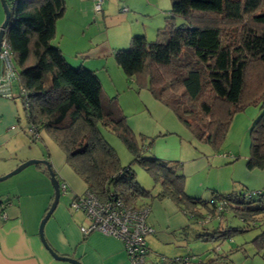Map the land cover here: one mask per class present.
Segmentation results:
<instances>
[{"label":"trees","instance_id":"1","mask_svg":"<svg viewBox=\"0 0 264 264\" xmlns=\"http://www.w3.org/2000/svg\"><path fill=\"white\" fill-rule=\"evenodd\" d=\"M7 3L11 17L6 37L29 100L27 108L19 96L32 140L44 131L86 191L100 201L116 198L141 209L149 206L145 201L170 200L187 217L190 229L201 227L198 237L205 242L260 229L251 243L255 255L264 258V191H214L207 199L190 195L181 163L158 158L152 152L154 139H138L118 97L105 93L97 72L72 66L53 44L66 1ZM115 62L136 92L149 91L194 139L214 147L224 141L238 112L259 107L250 130L247 168H264V0H172L156 38L135 36L128 50L116 52ZM102 128L122 141L133 157L130 164H121ZM134 163L150 174L155 189L160 188L157 194L139 184ZM229 215L242 226H229ZM186 258L195 264L198 257L181 259Z\"/></svg>","mask_w":264,"mask_h":264},{"label":"crops","instance_id":"2","mask_svg":"<svg viewBox=\"0 0 264 264\" xmlns=\"http://www.w3.org/2000/svg\"><path fill=\"white\" fill-rule=\"evenodd\" d=\"M65 1L67 10L64 17L56 23L54 42L64 56L69 58L67 61L74 63V67L96 71L105 93L109 97H118L124 112H150L159 121L160 131H171L175 125L177 132L186 134L181 125L174 121L171 111L156 101L149 91H135L134 82L127 79L115 62L116 52L128 50L132 38L137 35L149 37V33L143 29L145 23L141 24V19L143 23V18L151 15L149 6L158 18H165L172 7V0H134L131 6H134L133 10L126 6L129 4L122 7L121 3H116L117 11L109 9L110 6L104 2L101 13L95 12V0ZM4 21L5 12L0 0V27ZM15 105L14 101L0 98V177L12 172L25 161L41 159L51 164L59 183L67 185L64 200L61 201L60 198L59 205L45 225L44 235L49 246L60 256L73 258L81 264H130L120 240L98 232L86 237L82 234L81 228L88 222L81 212L72 210L71 204L87 190V185L69 168L62 151L44 131H41L40 141L44 143L45 151L24 154L26 143L33 144L35 141L27 140L30 139L26 134L27 123H21ZM254 108L250 111L252 124L260 115L259 107ZM243 155L241 157L247 161L250 153ZM178 162L181 163L186 178V191L192 196L205 197L203 192L200 195L196 190L193 191L191 185L194 182L190 180L192 175L205 170V159L196 157L191 163ZM226 164V169L232 168L231 177H227L222 184L207 186V198L214 191L223 194L240 190L264 191V168L249 170L242 162L239 165ZM237 170L244 180L235 178ZM48 177L43 167L37 166L18 185L0 186V264H71L53 258L39 236L41 219L45 217L54 199V188L47 180ZM159 189L157 187L153 193L157 194ZM143 204H148L151 208L148 222L155 229L146 238L147 264H164L165 258L167 264H176L174 259L187 256H197L199 261L195 264H264V258L255 255L253 244L250 245L251 251L262 260L249 255L247 247L250 242L236 245L228 243L231 250L227 253L223 251L224 255H219L220 257L213 255L209 244L214 242L200 239L198 230L201 227L194 226L190 229L187 217L170 200L145 201ZM238 252L243 257H235Z\"/></svg>","mask_w":264,"mask_h":264},{"label":"rangeland","instance_id":"3","mask_svg":"<svg viewBox=\"0 0 264 264\" xmlns=\"http://www.w3.org/2000/svg\"><path fill=\"white\" fill-rule=\"evenodd\" d=\"M104 2L106 3V5L110 6L109 9H112V11H114V9L115 11L118 10L116 3H121L122 7L124 6V4H129L126 6H129V8H131L130 10H133V7H134V6L131 7L132 2H134V0H104ZM149 14H151L149 18H146V17L143 18V23L141 19V24L145 23V26L143 27V29L149 33V37H146V38L149 41H151L156 38V33L158 29L162 28L165 25V18L163 16H161V18H158V15L151 10L150 6H149ZM153 14H156V15L154 16ZM53 44L56 45L55 42ZM65 57L67 58V60L69 59L67 56ZM71 65H74V63ZM15 91L17 94L20 93L18 88H16ZM254 107L255 106L250 105L246 107L244 110L238 112L234 116L231 126L229 128V131L227 133V136L225 137L224 141L218 147H214L210 144L199 142L198 140L194 139L187 132V130L181 125V123L178 121V119L172 112L171 114L173 115V118L175 119L174 121H176L177 123L181 125L183 131L187 135L177 132V130L175 129L176 128L175 125L173 129H171V131L161 130L163 132V135H161L160 128L158 127L160 123L157 119L154 118V116L150 112L149 114H145L143 111L130 110V111H125L124 113L127 117L129 126L135 132L138 139L140 138L141 135L145 137H149L150 138L149 140L154 139V143L152 146V152L156 154L160 159L165 160V161H170V160L176 161L177 160V161H181L184 163L186 161H190L189 163H191L192 160L196 157L205 159L207 163V167L205 168V170L198 171L197 173L192 175L193 177L191 176L192 179L190 177L189 178L190 180L194 182V184L191 185L193 187V191L196 190L195 192L200 195L202 194L201 192H203V194H205L203 196L205 197H203L202 199H206L209 194L208 190L205 189L207 188V186L212 187V186H215V184L216 185L222 184L227 177L228 178L231 177L232 168L226 169L225 167L226 163H231V164L238 163L237 165H239L240 162H242L244 163L245 166H247V161L243 160L244 158H242L241 156H244L243 154H245L246 152L250 153V146H251L250 130L253 125L251 121L250 111L255 109ZM15 108L17 110V116L20 117L21 123L24 124V122L26 121V112L24 109L23 102L21 98L19 97L16 100ZM101 130H102L104 139L117 152L120 158L121 164L123 166H127L128 164H130L133 161V157L130 154V152L127 150L125 145L122 143V141L112 132H109L104 128H102ZM165 132H170V133H165ZM26 134H29L28 131ZM158 136L160 137L157 138ZM27 140L32 142L31 138ZM28 143H26L27 147H26V151L24 154L27 153L28 155L30 151H33L34 153H38V154L41 153V151H45L44 143L41 142L40 140L33 142V144H30V143L28 144ZM31 160H40V159H31ZM194 163L198 164L197 162H194ZM36 167L37 165L28 167L21 173L9 178L8 180L0 182V186L5 187V186H11L15 184L18 185L19 183L22 182L21 179H23L24 176L25 177L27 175L30 176V174L32 173V169L33 171H35ZM41 167H45V166L42 165ZM132 167L136 173L137 181L142 186V188L148 191L154 190L155 184L150 174L138 164L134 163ZM43 169L45 170V168ZM8 174L9 173L5 174L4 176ZM4 176H1V177H4ZM235 178H237V180L239 181L244 180V177L240 173H238V170H237V173L235 174ZM47 180L52 185L51 179L49 177L47 178ZM65 195H66L65 193L61 194V201L64 200ZM51 205H52V202L50 206ZM71 208H72V204H71ZM72 210L75 212L77 211L81 212L84 219L87 220L88 224L84 226V228L90 227L91 222L88 220V218L86 217V214L82 210H77L74 208H72ZM225 219L229 221L228 223L229 226H232V227L242 226V223L238 221V219L236 220V218L234 220L231 215L226 216ZM260 231H261L260 229L250 230L249 232H246L244 234H236L233 238L225 240V241H221L220 243L219 241L210 243L209 245H211V248H212L211 251L213 255L215 254L217 256L219 255L223 256L224 255L223 251H226L227 253L228 250H231L230 249L231 243L236 245L241 242H250L247 247L249 255H251V257L253 258L256 257V260H259V259L262 260L261 257L259 258L258 256H254V252H252L250 248V245L252 246V243H251L252 240L260 233ZM228 243H230V245H228ZM242 255H243L242 253L238 252L236 253L235 257L240 258V257H243ZM197 261H199V258H197ZM156 264H159V263L157 262Z\"/></svg>","mask_w":264,"mask_h":264},{"label":"built area","instance_id":"4","mask_svg":"<svg viewBox=\"0 0 264 264\" xmlns=\"http://www.w3.org/2000/svg\"><path fill=\"white\" fill-rule=\"evenodd\" d=\"M104 0H95V12L101 13ZM126 11V9H124ZM16 88L20 93H16ZM21 96L26 107H29V100L23 91L20 76L13 62L11 49L4 37L0 51V97L13 101ZM40 135L36 134V139ZM60 191L66 192L67 185L62 184ZM72 208L82 210L88 220L90 227L81 228L82 234L86 237L94 232L120 240L128 254L130 264H147L146 256L148 253L146 238L155 229L149 224L151 208L145 206L141 209L126 207L117 199L113 201H100L98 197L86 191L79 195L72 203ZM180 264H189V259L177 258Z\"/></svg>","mask_w":264,"mask_h":264},{"label":"water","instance_id":"5","mask_svg":"<svg viewBox=\"0 0 264 264\" xmlns=\"http://www.w3.org/2000/svg\"><path fill=\"white\" fill-rule=\"evenodd\" d=\"M1 3L3 5V9L5 12V21L0 27V51H1L2 41L4 40V37L6 36V34L8 32V25H9V21H10V17H11V12L9 10L7 0H1ZM33 165H37V166L44 165L47 168V170L49 171V174H50L52 186L54 188V199H53L52 205L50 206L45 217L42 219V221L40 223V228H39L40 239H41L43 245L45 246V248L51 254V256L53 258H55L56 260L65 261V262H68L71 264H81L79 261H77L73 258L66 257V256H60L56 251H54L49 246V244L47 243V241L45 239V235H44L45 225L48 222V220L50 219V217L53 215L57 206L59 205V201L61 198L60 183H59L58 179L56 178V175H55L54 171L52 170L50 163L47 160H29V161L23 162L16 169H14L11 173H9L8 175H6L4 177H1L0 182L8 180L9 178L21 173L22 171H24L25 169H27L28 167L33 166Z\"/></svg>","mask_w":264,"mask_h":264},{"label":"flooded vegetation","instance_id":"6","mask_svg":"<svg viewBox=\"0 0 264 264\" xmlns=\"http://www.w3.org/2000/svg\"><path fill=\"white\" fill-rule=\"evenodd\" d=\"M39 140H41V137H39V138H37L36 139V141H39ZM41 160V159H40ZM42 165H39V167H41ZM44 166V165H43ZM43 168H45V170H47V168L46 167H43ZM44 170V171H45ZM48 171V170H47ZM49 178H50V176H49ZM62 184H60V186H61ZM67 192V191H66ZM66 192H63V191H61V193L63 194V193H65L66 194ZM78 197V196H77Z\"/></svg>","mask_w":264,"mask_h":264}]
</instances>
